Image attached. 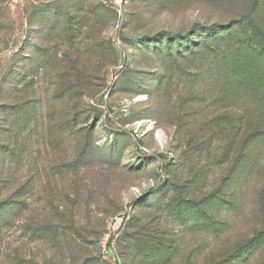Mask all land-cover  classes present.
I'll return each instance as SVG.
<instances>
[{"label":"rangeland","instance_id":"1","mask_svg":"<svg viewBox=\"0 0 264 264\" xmlns=\"http://www.w3.org/2000/svg\"><path fill=\"white\" fill-rule=\"evenodd\" d=\"M254 25L264 0H0V264H204L252 236L264 147L235 200L216 163L258 104L232 89L250 79ZM66 54L101 85L69 123ZM218 191L219 231L188 222ZM227 264H264V245Z\"/></svg>","mask_w":264,"mask_h":264},{"label":"trees","instance_id":"2","mask_svg":"<svg viewBox=\"0 0 264 264\" xmlns=\"http://www.w3.org/2000/svg\"><path fill=\"white\" fill-rule=\"evenodd\" d=\"M112 21H117V14L113 15ZM255 27L254 25V29H256ZM91 29L93 28L91 27ZM256 30L257 32L255 35L258 38L256 47L248 48L249 55H246L244 59V64L246 63V73L248 74L247 77H250V79H248V81L235 82L232 89H235V93L238 94L240 88L243 85H247L258 95L259 100L256 102L258 104L255 103L254 110H249V112L244 111V115L243 113L237 115L238 123L240 124V132H237L238 144L233 151L235 157L216 163V166L219 168L228 167L224 179H219V183L221 185L225 183L229 184V187H235L237 191L229 193V199L234 200L237 199L240 192L239 187L249 185L250 181H252V177L260 175L256 172L254 163L259 162L264 147V106L261 104V101H264V29L259 27ZM77 31L78 29L73 25L70 18H67L65 32L71 35V40L73 39V34ZM95 72V70H91L88 67L86 68V65L81 66L79 59L78 61L71 59V54H66L55 67V86L58 94H60L55 100L58 102L57 106L59 111L66 114V117H69L67 123H69V120L71 122L72 113L82 110L84 104L83 98H92L99 94L100 90L98 88H101V85H95L93 83L95 80ZM75 90L79 92V97L77 99L75 98L77 95L75 96L73 93ZM235 100L239 102L238 97ZM243 131L244 136H241ZM242 159L244 163L241 165ZM175 169L170 172L171 176L175 175L180 167ZM202 181L206 182V179ZM259 184H261V182ZM255 193L257 195L256 200L258 201L256 212L263 218L260 227L252 236L242 243L237 244L224 256L205 260L204 264H227L245 252L254 254V252L258 251L261 246L264 245V181L256 189ZM187 201L192 202V199H188ZM194 203L195 206H193V208L200 209V212L199 215L193 217V220L189 218L188 222L193 221L195 227H200L208 232L211 231L215 233L219 231L218 222L221 223V221H219L220 219L218 220L217 215L219 214V210L226 203L225 194L222 191H218L213 195L202 196L200 201ZM212 209L214 213L210 211ZM172 260L173 259L170 257L166 261L170 263Z\"/></svg>","mask_w":264,"mask_h":264},{"label":"bare ground","instance_id":"3","mask_svg":"<svg viewBox=\"0 0 264 264\" xmlns=\"http://www.w3.org/2000/svg\"><path fill=\"white\" fill-rule=\"evenodd\" d=\"M143 123H144V122H143ZM143 123H142V124H143ZM157 137H158V139H161V134L158 133Z\"/></svg>","mask_w":264,"mask_h":264}]
</instances>
